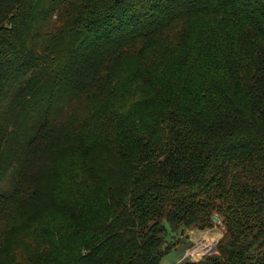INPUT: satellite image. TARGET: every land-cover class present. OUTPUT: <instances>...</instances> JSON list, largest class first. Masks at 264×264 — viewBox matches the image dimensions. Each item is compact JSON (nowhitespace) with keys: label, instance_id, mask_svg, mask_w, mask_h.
Instances as JSON below:
<instances>
[{"label":"trees","instance_id":"1","mask_svg":"<svg viewBox=\"0 0 264 264\" xmlns=\"http://www.w3.org/2000/svg\"><path fill=\"white\" fill-rule=\"evenodd\" d=\"M213 216L179 264H264V0H0V264H160Z\"/></svg>","mask_w":264,"mask_h":264},{"label":"rangeland","instance_id":"2","mask_svg":"<svg viewBox=\"0 0 264 264\" xmlns=\"http://www.w3.org/2000/svg\"><path fill=\"white\" fill-rule=\"evenodd\" d=\"M215 225L217 226L207 229L209 235L212 237L206 235L208 233L206 230H204L205 232L193 230L186 234L187 239L184 236L185 232L182 236L180 235V239L178 235H175L180 241L179 245L164 256L160 264H179L184 261H196L200 258L216 254V245L222 238L224 231L219 227L220 222L215 223ZM190 241H192L191 244Z\"/></svg>","mask_w":264,"mask_h":264},{"label":"water","instance_id":"3","mask_svg":"<svg viewBox=\"0 0 264 264\" xmlns=\"http://www.w3.org/2000/svg\"><path fill=\"white\" fill-rule=\"evenodd\" d=\"M212 219L215 223H219V219L217 217L213 216ZM183 234H184V230L182 229L180 235L182 236Z\"/></svg>","mask_w":264,"mask_h":264},{"label":"crops","instance_id":"4","mask_svg":"<svg viewBox=\"0 0 264 264\" xmlns=\"http://www.w3.org/2000/svg\"><path fill=\"white\" fill-rule=\"evenodd\" d=\"M203 232H205V231H203ZM206 232H208V233H206V235H207V236H210V235H209V231L206 230ZM200 233H201V232H200ZM214 235H215V233H214ZM214 235H213V236H214Z\"/></svg>","mask_w":264,"mask_h":264},{"label":"bare ground","instance_id":"5","mask_svg":"<svg viewBox=\"0 0 264 264\" xmlns=\"http://www.w3.org/2000/svg\"><path fill=\"white\" fill-rule=\"evenodd\" d=\"M203 237V236H202ZM210 237H212V236H210ZM208 241V240H207ZM203 248V247H202Z\"/></svg>","mask_w":264,"mask_h":264}]
</instances>
